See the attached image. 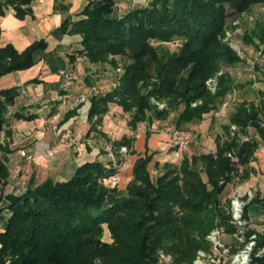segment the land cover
Instances as JSON below:
<instances>
[{"label": "trees", "instance_id": "obj_1", "mask_svg": "<svg viewBox=\"0 0 264 264\" xmlns=\"http://www.w3.org/2000/svg\"><path fill=\"white\" fill-rule=\"evenodd\" d=\"M34 1L0 0V16L14 11L24 19L31 14ZM255 5H264V0H152L145 7L119 14L114 0H89L75 20L68 19L60 28L66 35L80 37L81 49L71 55V63L83 58L89 68L106 73L107 65L114 71L120 69L118 57L131 62L123 65V73L109 92L92 97L89 119L108 113L109 105L116 104L124 113H132L130 125L135 129L153 119L166 121L172 111L159 110L151 99H168L186 104L176 128L201 121L217 108L216 100L236 87L222 78L215 96L205 88L221 63L239 62L235 52L222 43L226 21ZM260 37L262 44L264 32ZM176 42L179 52L167 61L156 53L154 43ZM46 47L44 40L21 53L12 46H0V79L32 68L36 53ZM188 69V76H182ZM140 82L151 83L144 85L146 92L139 89ZM1 95L6 101L0 100V150L7 153L2 133L16 88L0 91ZM261 98V109L255 104L237 106L214 154L189 158L185 153L180 163L164 164V172L154 178L152 168L158 163L153 165L154 154L147 153L135 162L125 190L119 184L107 188L99 183L121 173L109 160L107 164L87 161L69 180L48 179L39 186L31 180L19 193L0 191V216L8 213L0 229V264H163L161 253L171 257V264H194L199 251L210 250L207 237L214 229L237 231L231 224L230 202L223 204V194L228 185L247 176L258 147L250 134L264 141ZM233 125L239 129L234 136ZM6 136L11 132L6 131ZM242 136H249V141L242 142ZM131 143L125 138L115 146L130 148ZM231 152L246 167L242 176L228 156ZM8 177L7 160L0 161L3 190ZM255 202L264 203V198L250 204ZM104 226L111 243L99 238ZM258 247L264 248V237H259ZM252 264H264V256Z\"/></svg>", "mask_w": 264, "mask_h": 264}, {"label": "crops", "instance_id": "obj_2", "mask_svg": "<svg viewBox=\"0 0 264 264\" xmlns=\"http://www.w3.org/2000/svg\"><path fill=\"white\" fill-rule=\"evenodd\" d=\"M114 1L116 3V7L118 8L119 14H121L138 9V7H145L152 0H126L124 1L126 4L125 6H129L131 9L124 11H122V9L126 8L119 3L121 0ZM75 3H78V7H82L78 10ZM85 3V0H35L31 5V14L24 19H20L15 16L14 11L7 12L5 16H0V46L2 48H5L6 46H12L19 53L25 51L29 46L42 40H44L48 46L47 37L49 33H52L53 29H60L62 24L68 19L72 18L75 20V15L82 11V9L87 4ZM39 4H42V6ZM63 38L64 37H61L62 40ZM68 40L71 45L74 43L79 45L77 49L67 52L68 57L71 59V55L75 54L81 49L80 37L70 36ZM259 50V57L255 59L256 68L253 67V72H255V74L252 75L254 81H251V89L264 98V42L259 47ZM43 52L45 51H39L36 53L35 56L37 63L32 68L24 71L13 72L2 77L0 79V91L10 88H16L17 91V95L14 98L13 103H11L13 105L8 107V113L6 115V125L8 126H6L4 129V132L7 130L10 131L11 136L13 135L15 127L8 117L10 113L14 111V105L20 106V104H23L20 111H15V115L21 118L20 121L23 119L26 120L27 117L31 116V119H34L36 128H39L38 121H40V119L41 121H48L51 117L56 118L58 113L62 110L66 112L67 120L70 115L73 117V119L63 122L62 125L58 127L59 131L52 132L50 134L49 132L45 131L47 130V127H45L40 129V134L37 136L35 135V143L29 148L33 150L34 155L44 160L48 158L44 154L45 150L51 146L57 145L60 142L61 131L66 129V126L70 125L71 120H76V117L77 119L83 118V114L79 115L78 112L82 113V111L86 110V108L90 110L91 99L93 97L90 95L91 92L95 91L94 93H96V95L99 94L103 96L111 89L106 92L103 91L101 82L107 78V74L96 71L94 67L89 68L88 66H84L85 75L82 77L78 76L80 78L78 81L75 76V71L77 66H80L81 64H77L76 62H70V67L64 68L67 69L68 73L73 76V81L71 84H68L66 79L59 77L58 72L60 69L55 72L52 70L50 71L49 69L37 70L44 62L43 56L41 54ZM103 82L105 83V81ZM83 95L87 96L85 102L81 101V96ZM0 100L3 103L6 101L2 95L0 96ZM33 104L45 105L34 106ZM118 111L120 112L118 113ZM178 111H172L166 121L153 119L152 122L139 124L136 128V135L131 138L128 136V130L131 127L130 121L132 113H124L121 107L117 106L116 104H110L108 113L99 116V124L101 126L100 131H96L93 121H91L89 118L86 119L83 128L79 130H72L74 136L76 137V141H88L86 144H84L86 146V150L80 151L84 152L87 161H100L107 164L109 159L104 154L102 149L107 145L108 142L113 141L115 144H118L125 138L132 140L130 146L131 155L129 157V168L127 170H122L119 174V188L121 190H125L133 178V166L139 158L144 157L147 153H149L154 154L153 161L155 159L157 160L159 157H164L165 151L169 147H171L169 153L173 155L172 145L165 128L169 125L176 126L175 122L179 118ZM232 114L233 112L229 111L222 114V112L219 113V111L214 110L204 115L203 119L197 123L193 122L183 125L184 131H186L191 137V142L185 155L189 158H192L193 156H200L203 154H214L217 150L219 140L225 139L223 130L225 131L224 127L230 124V118ZM113 117L115 120L117 119V121L116 125L114 126L116 128L112 130L107 125V120H114ZM128 117H130V119H128ZM11 136H5V139L2 138V143L7 145L8 150L5 157L7 160V167L10 172L14 170H20L21 174L16 184H10L7 188H5L3 192L4 195L16 192V187L19 189V192H21L20 188L24 183L20 181L23 176V169L19 167L20 165L18 167L10 166L9 156L12 153L10 144L13 143ZM250 138L258 143V147L255 150L249 165L247 166V176L241 180L238 178L233 183L228 185L223 194V204L230 202V199L234 195H238L243 200H246L247 191H251L255 195V198H258V200H263L264 198V141L254 133L250 134ZM78 142L77 144L79 145ZM74 144L76 143L73 142L70 145L59 146V153L61 154L63 149L64 152L69 151V147L73 146ZM21 150L26 151V149H20L19 151ZM78 150H80V146L77 148V151ZM76 153L75 149L72 148L69 152V156H73L74 160L78 163L76 165V168H78L80 164ZM19 157L23 159L24 164H26L24 158L21 156ZM53 161L54 164H49L52 166L51 171H46L44 168L34 166L31 180L34 181L37 179L40 182L48 178L64 180L57 178L56 174H51L53 166L58 162V170L55 167L53 169L55 172H58L60 168H62L64 160L58 159L56 157L54 160H50L52 163ZM181 161L182 159L177 160L175 163H180ZM158 162L159 161L157 160V163ZM160 167L161 166L158 163V169ZM154 170V173H158L157 168H154ZM27 184H29V182ZM247 219L250 222V230L256 231L259 237H264V203L255 202L250 204L247 208ZM2 227L3 224L0 223V229ZM224 244L231 245L233 251L240 247L235 246L233 242L228 240Z\"/></svg>", "mask_w": 264, "mask_h": 264}, {"label": "rangeland", "instance_id": "obj_3", "mask_svg": "<svg viewBox=\"0 0 264 264\" xmlns=\"http://www.w3.org/2000/svg\"><path fill=\"white\" fill-rule=\"evenodd\" d=\"M88 1L89 0H85L86 3H88ZM124 1H126V0L119 1V3L122 4V6L126 8V9L123 8L122 11L130 10L131 8H129V6H125L126 4ZM75 4H76L78 10L82 7V6L78 7V3H75ZM39 5L42 6V4H39ZM121 14H123V13H121ZM119 16L120 15H116L115 17L117 18ZM262 32H264V5L252 6L248 11L240 14L239 16L231 15L227 19L225 32H224V35L222 36V43L225 44L226 46L230 47L235 52L236 56L239 59V62L236 65L221 63L219 68L217 69V73L215 74V76L209 78L205 82V88L210 93L211 96H215L220 90L219 86H220V82H221L222 78L225 81L227 79H229L230 81H232V83H234L236 85V87H235V90L232 93H229L224 99H221V100L218 99L214 102V104H218L215 111H219V113H221L222 105L227 101H229L231 103V105L225 111V113L227 111L235 112V109L237 108V106L242 104V103H245L246 104L245 106H247V107H249L250 104H255L256 106H258L261 109L260 102H262V98L255 91H252L253 89H251L252 88L251 81L252 82L254 81V78H252V75L255 74V72H253L254 71L253 67L256 68L255 59L259 57V54H258L260 51L259 47L261 46V42L259 39L261 38L260 36H261ZM61 37H64L63 40L61 39ZM68 38H70V36L66 35V34L63 35V31L61 29H53L52 33H49V35L47 37L48 46L46 47L45 52L41 53L43 56L44 62L42 64V66L37 70L49 69L50 71L52 70L55 72L58 69L67 70L64 68L70 67L71 59H70V57H68L67 52L77 49V47L79 45L76 43L71 45L69 43ZM154 46L156 48V53L158 54V56L160 58H164L165 61L168 60L169 56L172 55V57H173L177 52H179V48H180L178 42H176L175 44H161V45L158 43H154ZM110 59H112V57H110ZM117 60L119 61V65H120L119 70H117V71L111 70L110 66L107 65V70H108L106 72L107 78L103 80V81H105V83L103 81L101 82L104 92L112 89V87L114 86V82L123 73V65H127V64L131 63V62L127 61L126 59L119 58V57L117 58ZM77 64H81L80 66L79 65L77 66L76 71H75V76H76L77 80L79 81L80 80L79 77L80 76L82 77L85 75V67L84 66L87 67V66H89V64L86 62V59H83V62H79ZM98 72H97V74H98ZM188 74H189V69L182 76L187 77ZM103 77H104V75H103ZM212 80H213V82L211 83L210 81H212ZM151 83H154V81L152 80ZM151 83H147L145 85L143 82H140L138 87L142 92H146L144 85L148 86V84H151ZM180 88H181L180 90H182V87H180ZM214 89L216 92L213 91ZM94 92L95 91L91 92L90 95L95 96L96 93H94ZM83 96H85L87 98L86 95H83ZM151 103H152L151 105L157 107L159 110H166V111L167 110H170V111L179 110L178 111L179 113L185 109V105H186L184 101L180 102V100H179V101L174 102L173 100H168V99H165L162 101L151 99ZM33 105L34 106H36V105L43 106L45 104H33ZM196 105L197 104H192L193 107H195ZM22 106H23V104H20V106L14 105V107H15L13 109L14 111L11 112L9 117H8V119L14 124V127H15L13 135L11 136L13 143L10 144L11 145L10 146L11 151H12V153L9 156L10 166L11 167H16V166L18 167L20 165L19 167L21 169H23V176L20 179V181H22L24 183L20 188L21 191H24L23 189L28 188L27 183L30 182V180L32 179V170H33L34 166L44 168L46 171H51L52 166H50V165L54 164V161L52 163V162H50V160H54L56 157L58 159L64 160V163L62 164V168H60V170L58 172H55L53 169H54V167L55 168L58 167V162H57V164H55L53 166L52 173L51 172L50 173L56 174V177L59 179H64V180L71 179L77 170L76 165L78 163L74 160L72 155L69 156L70 150L72 148L75 149V153L77 152L76 156L79 160L80 165L87 162V159H86L84 152H80V151L86 150V146L84 144H86L88 141L87 142L82 141V140H80L79 142L76 141V137L73 134V130H79V129L83 128L86 119L89 118V109L86 108V110H83L82 113L78 112L79 115L83 114V118L77 119V117H76V120H71L70 125L66 126L65 127L66 129L61 131V134H62L65 131L69 130L71 132V135H72V139H71L69 145L72 144L73 142L76 144L69 147V149H68L69 151L64 152V149H63L61 151V154H60L59 150H58L55 157L46 158L43 160V159L37 157L36 155H34L33 150L31 148H29L30 146L34 145V143H35L34 142L35 135L37 136L38 134H40L39 133L40 129H43L45 127H47L46 128L47 130H45V131L49 132L50 134L52 132H56L55 128H58L60 125H62L63 122L68 121L69 119H73V117L69 116L68 120H67L66 112H64L62 110L58 113L56 118L51 117L48 121H44V120L41 121V119H40V121H38L39 122V128H36L34 119H31V120L23 119L22 121H20L21 118L17 117L15 115V111H20L22 109L21 108ZM119 112L120 111H118V113ZM178 112H176V113H178ZM222 114H224V113H222ZM128 119H130V117H128ZM99 121H100V117L98 115H96L93 118V124H94V128H96L97 132L101 130V126L99 124ZM116 121H117V119L115 120V118H114V120L113 119L107 120V125L110 127V129L113 130L114 128H116V127H114L116 125ZM176 122H175V124H176ZM262 122L263 123L261 126H262V128H264V119L262 120ZM195 123H197V122H195ZM6 126H8V125H5L4 129L6 128ZM167 127H175V125L174 126L169 125ZM136 130H137L136 128L133 129L130 127L128 130V136H130L131 138L134 137L136 135ZM182 130H184V129H182ZM57 131H59V128L57 129ZM223 132L225 135L224 130H223ZM250 132H252V130ZM5 136H6V132H4V134L2 133V138L5 139L6 138ZM189 137H190V135H189ZM240 138H243V136ZM190 140H191V137H190ZM77 142L79 143V145L77 144ZM81 145H83V146H81ZM64 146H66V145H64ZM79 146H80V150L77 151V148ZM122 148H124V146L117 148L115 146V142L110 141L102 149V151L108 157L109 160H111V159L109 157L108 150L109 149L112 150V152L116 156L117 163L115 165L114 162L113 161L112 162L116 167L119 166V168H122V169H120L121 171L127 170L129 168L128 167V165H130L129 164V162H130L129 157L131 155V150L129 147H126L128 150V154L122 155L120 153ZM20 149H26L27 154L32 158L31 162H26V160L24 159V161L26 162V164H24L23 159H21L19 157L20 156L19 155ZM170 149H171V147H169L165 151L164 157H161V158L159 157V159H157L159 161L158 162L159 165L161 166L159 169H158V167H156L158 173H154L155 170H154V168H152V174H153L154 178L157 177L156 174H160V173L162 174L164 172L162 169L164 164L177 162V159L175 158L174 154L172 155L169 153ZM62 152H64V153H62ZM5 157H6V152L0 150V161L1 162L5 161L6 160ZM124 158L127 160L126 165H124V163H125ZM157 160L155 159L152 162L153 165L155 163H157ZM57 170H58V168H57ZM20 174H21L20 170H18V171L14 170L12 172H10V170H9V177L7 179V184H6L5 188H7L8 185H10V184L11 185H14V183L16 184V182H18ZM48 179H50V178H48ZM48 179L43 180L41 182L36 179V180H34V186L42 185ZM25 182H27V183H25ZM119 182H120V180H119ZM99 183L103 186L106 185L107 188L114 186V184H112L111 182H107L106 180H100ZM5 188H4V190H5ZM4 190L2 189V185L0 183V191L4 192ZM15 191L16 192H14V193H18L19 189L16 187ZM122 200H124V199H122ZM7 218H8V213L3 212L2 217H0V223L5 225ZM103 229H104V234H103V236L99 237L101 242L102 243H111L112 240H111V236H110L108 227L104 226ZM227 240L233 242L235 246H240V244H241L240 239L236 233L224 234L222 236V242L226 243ZM169 258H171V257H169L168 255H166L164 253L160 254V262L163 264H171V261H168Z\"/></svg>", "mask_w": 264, "mask_h": 264}, {"label": "built area", "instance_id": "obj_4", "mask_svg": "<svg viewBox=\"0 0 264 264\" xmlns=\"http://www.w3.org/2000/svg\"><path fill=\"white\" fill-rule=\"evenodd\" d=\"M83 62V58H78L77 63ZM59 77L66 79L68 84H71L73 81V76L68 73L67 70H60L58 72ZM211 83L213 82L210 81ZM214 92L215 89L213 90ZM86 97L82 96L81 101L85 102ZM231 103L229 101L225 102L222 105L221 112L224 113L229 107ZM58 128H55L57 131ZM165 131L169 135L170 143L172 145L173 154L177 160L183 158L184 154L187 152L189 144H190V137L188 133L182 129H178L176 127H166ZM239 129L237 126H231L232 136L237 133ZM61 140L60 142L55 145L51 146L45 150V156L48 158H53L56 156L58 147L69 145L72 135L69 130L65 131L64 133L60 134ZM249 141V137L244 136L242 138V142ZM109 157L111 161L114 162L116 165L117 159L115 154L112 152L111 149L108 150ZM122 155H127L128 150L126 147L122 148L121 152ZM20 156L26 160V162H31L32 158L27 154L25 150L20 151ZM235 165L237 173L239 176H242L245 173L246 167L240 163L239 157L235 152H231L228 155ZM125 157V156H124ZM125 163L127 164V160L124 158ZM122 169V168H121ZM119 174L113 175L106 180L107 182H111L114 185L119 184ZM25 190V189H23ZM255 199V195L251 191H247L246 193V200H243L238 195H234L230 199V213H231V224L236 228V234L240 239V247L233 251L231 245L224 244L222 242V236L226 234L224 228H216L214 229L207 237V240L210 243V250L209 251H199L197 257L194 261V264H252L255 258H260L264 256L263 249L258 247V240L259 236L257 233L249 234L250 232V222L245 217V211L248 205ZM168 261H171L169 258Z\"/></svg>", "mask_w": 264, "mask_h": 264}]
</instances>
